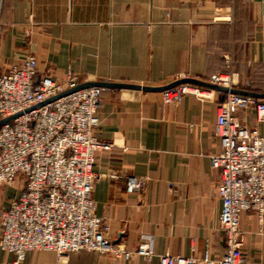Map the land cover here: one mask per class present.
<instances>
[{
    "label": "crops",
    "instance_id": "obj_1",
    "mask_svg": "<svg viewBox=\"0 0 264 264\" xmlns=\"http://www.w3.org/2000/svg\"><path fill=\"white\" fill-rule=\"evenodd\" d=\"M28 57L37 60V78L63 81L71 71L83 83L164 87L230 71L235 90L264 95V0H0V72ZM224 99L217 92L213 101L166 104L162 92L104 87L96 135L113 146L97 153L92 198L113 240L130 251L149 239L157 255L223 258L220 173L211 156ZM239 116L264 132L254 110ZM128 176L144 187L128 194ZM22 189V178L0 187V214ZM240 229L241 264H264V223L245 213ZM13 258L0 251V264ZM23 264L148 263L138 255L39 251Z\"/></svg>",
    "mask_w": 264,
    "mask_h": 264
},
{
    "label": "built area",
    "instance_id": "obj_2",
    "mask_svg": "<svg viewBox=\"0 0 264 264\" xmlns=\"http://www.w3.org/2000/svg\"><path fill=\"white\" fill-rule=\"evenodd\" d=\"M35 57L0 72V187L13 186L18 178L24 189L0 214V251L13 255L8 264H23L29 253L56 252L59 256L96 252L129 261L133 255L151 264H241L246 235L240 229L241 216L254 214L264 223V132L258 133L240 119L241 113L256 112L264 124V100L225 93L216 109L213 132L218 150L211 156L220 173V230L225 252L220 260L205 251L199 257L157 255L151 240L135 251L110 236L106 217L97 214L92 198L97 153L113 144L96 135L103 87L76 90L82 79L68 71L65 80L49 75L37 78ZM207 83L229 91L235 88L232 73H217ZM75 90L70 94L53 98ZM219 92L211 88L180 84L162 92L171 104L185 96L213 101ZM110 179L118 178L115 174ZM145 180L126 177V191L135 194Z\"/></svg>",
    "mask_w": 264,
    "mask_h": 264
},
{
    "label": "water",
    "instance_id": "obj_3",
    "mask_svg": "<svg viewBox=\"0 0 264 264\" xmlns=\"http://www.w3.org/2000/svg\"><path fill=\"white\" fill-rule=\"evenodd\" d=\"M191 83V84H194V85H198V86H203V87H207V88H211V89H214L216 91H219V92H224V93H227V92H231V93H235V94H241V95H246V96H250V97H253V98H256V99H264V95H258V94H247V93H244V92H241V91H238V90H231L229 91L228 89L226 88H221V87H218V86H215V85H211L207 82H200V81H196V80H183V81H177V82H174L170 85H167V86H164V87H142V86H136V85H128V84H113V83H83L81 84L76 90L78 89H82V88H87V87H92V86H99V87H108V88H118V89H134V90H143V91H146V92H163L167 89H170L172 87H175L177 85H180V84H185V83ZM73 91L75 90H69L67 92H65L64 94H61L55 98H53L52 100L50 101H53L57 98H60L62 96H65L67 94H70L72 93ZM13 118L15 117H12V118H8V119H5V120H1L0 121V127L5 124V123H8L9 121H11Z\"/></svg>",
    "mask_w": 264,
    "mask_h": 264
}]
</instances>
